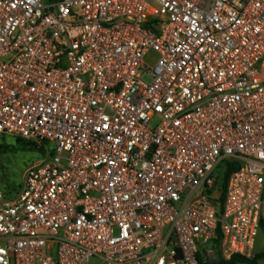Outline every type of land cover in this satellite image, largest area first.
I'll list each match as a JSON object with an SVG mask.
<instances>
[{
    "label": "built area",
    "instance_id": "2783aa9c",
    "mask_svg": "<svg viewBox=\"0 0 264 264\" xmlns=\"http://www.w3.org/2000/svg\"><path fill=\"white\" fill-rule=\"evenodd\" d=\"M5 138L41 157L0 188V264L250 258L264 0H0Z\"/></svg>",
    "mask_w": 264,
    "mask_h": 264
},
{
    "label": "rangeland",
    "instance_id": "374dc122",
    "mask_svg": "<svg viewBox=\"0 0 264 264\" xmlns=\"http://www.w3.org/2000/svg\"><path fill=\"white\" fill-rule=\"evenodd\" d=\"M6 150L0 151V188L7 195H14L22 182L25 169L35 160L41 157L36 150H26L13 138H5ZM264 254V229L260 231L256 238L254 253L250 260H255L254 264H264L263 258H258ZM257 257V258H256ZM88 264H101L97 258H92Z\"/></svg>",
    "mask_w": 264,
    "mask_h": 264
},
{
    "label": "trees",
    "instance_id": "16d2710c",
    "mask_svg": "<svg viewBox=\"0 0 264 264\" xmlns=\"http://www.w3.org/2000/svg\"><path fill=\"white\" fill-rule=\"evenodd\" d=\"M17 142L20 143L24 149L30 150V151L32 150L30 145L27 144L26 142H24L22 140H17ZM6 147L7 146H6L5 142L0 143V151L1 152H2V150L5 151ZM234 169H235L234 163L225 162L223 164V166L220 168V170L217 172L218 173V187L221 190V195H220V198L218 199V202H220V203L223 200V192H224V188H225L227 178ZM220 208H221V206H220ZM263 229H264V226H261L260 231ZM258 258L264 259V254L259 255ZM254 263H255V260H250V258H245L243 256L234 255L231 257L230 260L219 259L218 261L212 262L209 264H254Z\"/></svg>",
    "mask_w": 264,
    "mask_h": 264
},
{
    "label": "water",
    "instance_id": "95a60500",
    "mask_svg": "<svg viewBox=\"0 0 264 264\" xmlns=\"http://www.w3.org/2000/svg\"><path fill=\"white\" fill-rule=\"evenodd\" d=\"M220 194H221V191L219 190V191L217 192V194H216V197L218 198V197L220 196Z\"/></svg>",
    "mask_w": 264,
    "mask_h": 264
}]
</instances>
